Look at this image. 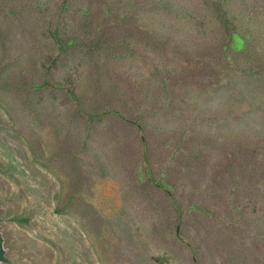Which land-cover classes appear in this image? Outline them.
I'll return each mask as SVG.
<instances>
[{
    "label": "rangeland",
    "instance_id": "1",
    "mask_svg": "<svg viewBox=\"0 0 264 264\" xmlns=\"http://www.w3.org/2000/svg\"><path fill=\"white\" fill-rule=\"evenodd\" d=\"M0 235L1 264H264V0H0Z\"/></svg>",
    "mask_w": 264,
    "mask_h": 264
},
{
    "label": "trees",
    "instance_id": "2",
    "mask_svg": "<svg viewBox=\"0 0 264 264\" xmlns=\"http://www.w3.org/2000/svg\"><path fill=\"white\" fill-rule=\"evenodd\" d=\"M222 18H223L224 24L227 26L228 32L231 34V36L241 38L243 40H246L249 43L250 33H243L242 29L239 27V25L236 24L231 19V17H229V15L227 13L223 12ZM239 32H242L243 35L239 34ZM13 219L20 221V222H27L28 221V218L20 217V216H16ZM2 242H3V239L0 235V257L2 256V251H1Z\"/></svg>",
    "mask_w": 264,
    "mask_h": 264
},
{
    "label": "water",
    "instance_id": "3",
    "mask_svg": "<svg viewBox=\"0 0 264 264\" xmlns=\"http://www.w3.org/2000/svg\"><path fill=\"white\" fill-rule=\"evenodd\" d=\"M4 261V259L2 257H0V264Z\"/></svg>",
    "mask_w": 264,
    "mask_h": 264
}]
</instances>
